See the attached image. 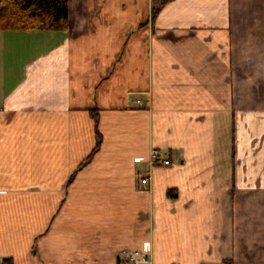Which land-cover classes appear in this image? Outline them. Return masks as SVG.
I'll return each instance as SVG.
<instances>
[{
	"label": "crops",
	"instance_id": "obj_1",
	"mask_svg": "<svg viewBox=\"0 0 264 264\" xmlns=\"http://www.w3.org/2000/svg\"><path fill=\"white\" fill-rule=\"evenodd\" d=\"M153 1L69 0L10 88L0 33V260L264 264V0Z\"/></svg>",
	"mask_w": 264,
	"mask_h": 264
},
{
	"label": "trees",
	"instance_id": "obj_2",
	"mask_svg": "<svg viewBox=\"0 0 264 264\" xmlns=\"http://www.w3.org/2000/svg\"><path fill=\"white\" fill-rule=\"evenodd\" d=\"M168 1L159 0V4L152 7V18ZM69 26V0H0V31H57L68 29ZM90 113L95 121L96 143L90 154L77 166L70 180L93 159L103 141L99 128V109L90 108ZM172 192L173 189H170L169 193ZM225 263L233 264V260L228 258ZM2 264H14V260L12 257L3 258Z\"/></svg>",
	"mask_w": 264,
	"mask_h": 264
},
{
	"label": "rangeland",
	"instance_id": "obj_3",
	"mask_svg": "<svg viewBox=\"0 0 264 264\" xmlns=\"http://www.w3.org/2000/svg\"><path fill=\"white\" fill-rule=\"evenodd\" d=\"M159 0L153 1V5L157 6ZM33 32V33H32ZM36 32V33H34ZM50 31H26V30H6L0 31L4 34V55H3V65L6 69L5 86L8 88L12 87L17 76L10 74V70H15L22 73L23 68L28 61L27 55L31 49L30 41L27 36H36L37 34H47ZM35 34V35H30ZM37 35V36H38ZM41 36V35H40ZM27 59V60H26Z\"/></svg>",
	"mask_w": 264,
	"mask_h": 264
},
{
	"label": "built area",
	"instance_id": "obj_4",
	"mask_svg": "<svg viewBox=\"0 0 264 264\" xmlns=\"http://www.w3.org/2000/svg\"><path fill=\"white\" fill-rule=\"evenodd\" d=\"M152 162L153 163H161L164 165L171 164L170 158L159 152L158 150H154L152 153ZM148 177H143L141 179V183L143 185L148 184ZM127 257L125 258L126 264H151V260L149 258V254L146 252H126ZM0 264H2V260H0Z\"/></svg>",
	"mask_w": 264,
	"mask_h": 264
}]
</instances>
